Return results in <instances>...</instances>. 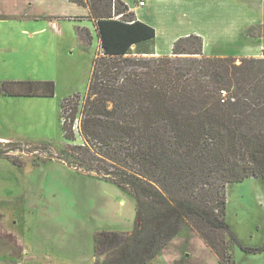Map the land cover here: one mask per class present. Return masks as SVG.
<instances>
[{"label":"trees","instance_id":"16d2710c","mask_svg":"<svg viewBox=\"0 0 264 264\" xmlns=\"http://www.w3.org/2000/svg\"><path fill=\"white\" fill-rule=\"evenodd\" d=\"M70 1L88 6L102 53L87 91L62 100L63 137L78 139L71 145L80 150L62 152L73 167L128 189L136 200L134 228L109 260L95 236L94 264H146L184 226L219 264H235L234 245L262 251L264 243L243 244L227 222L226 186L264 180V51L206 55L202 38L189 34L174 41L170 55H154V28L122 0ZM42 85L54 95L52 81Z\"/></svg>","mask_w":264,"mask_h":264},{"label":"rangeland","instance_id":"374dc122","mask_svg":"<svg viewBox=\"0 0 264 264\" xmlns=\"http://www.w3.org/2000/svg\"><path fill=\"white\" fill-rule=\"evenodd\" d=\"M20 5L21 0H9L0 7V264H94L98 234L97 249L109 260L111 250L134 228L135 197L80 164L73 167L76 163L62 151L79 153L71 145L79 140H65L60 123L62 100L87 91L93 60L102 53L97 36L90 21L65 17L57 19L65 32L88 26L93 47L68 49L72 38L59 39L50 30L33 38L23 36L22 26L53 25L47 18L8 11ZM247 34L255 38L256 53L262 56L264 26H252ZM64 44L67 48H61ZM43 81L53 82L54 95L48 93V86H37ZM11 82L21 83L15 87ZM14 90L18 94L10 93ZM26 90L42 93L26 95ZM226 202V219L238 240L262 246L264 180L248 177L229 183ZM191 232L184 226L177 239L146 264L196 261L197 244ZM232 251L236 264H264V250L247 253L234 245ZM188 252L192 259L182 262ZM200 260L218 264L208 250Z\"/></svg>","mask_w":264,"mask_h":264},{"label":"crops","instance_id":"0c3cea01","mask_svg":"<svg viewBox=\"0 0 264 264\" xmlns=\"http://www.w3.org/2000/svg\"><path fill=\"white\" fill-rule=\"evenodd\" d=\"M122 1L137 20L154 28L155 36L152 42L154 55H170L177 38L196 34L202 38V51L206 55L259 56L254 47L255 38L248 35L247 30L252 26H264V0H144L143 5L139 4V0ZM0 3L7 5L9 0H0ZM8 11H19L24 13L26 18H47L53 26L34 28L22 26L20 33L33 38L50 30L59 39L72 38L68 49L80 46L87 50L93 47V33L88 26L81 25L76 26L72 33L65 32L57 19L65 17L73 21H90L98 39V50H101L96 21L90 17L86 5L76 4L70 0H21L18 8H9ZM66 45L61 48H67ZM88 52L91 53L89 50ZM11 83L17 87L16 83L21 82ZM41 93L42 91H39L38 95ZM191 233L197 244L198 258L189 264H202L201 255L206 254L207 250L213 252L194 231ZM176 239L177 237L174 240ZM190 255V252L186 256L184 253L185 257H181L183 259L181 261L191 260Z\"/></svg>","mask_w":264,"mask_h":264},{"label":"built area","instance_id":"2783aa9c","mask_svg":"<svg viewBox=\"0 0 264 264\" xmlns=\"http://www.w3.org/2000/svg\"><path fill=\"white\" fill-rule=\"evenodd\" d=\"M139 4L143 5L144 4V0H139Z\"/></svg>","mask_w":264,"mask_h":264}]
</instances>
